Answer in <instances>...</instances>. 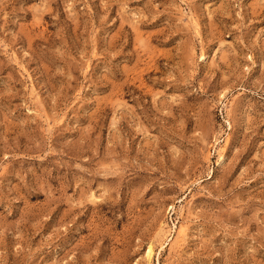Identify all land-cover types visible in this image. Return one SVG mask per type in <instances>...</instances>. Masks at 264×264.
Returning a JSON list of instances; mask_svg holds the SVG:
<instances>
[{
	"label": "rangeland",
	"instance_id": "rangeland-1",
	"mask_svg": "<svg viewBox=\"0 0 264 264\" xmlns=\"http://www.w3.org/2000/svg\"><path fill=\"white\" fill-rule=\"evenodd\" d=\"M0 264H264V0H0Z\"/></svg>",
	"mask_w": 264,
	"mask_h": 264
},
{
	"label": "bare ground",
	"instance_id": "bare-ground-1",
	"mask_svg": "<svg viewBox=\"0 0 264 264\" xmlns=\"http://www.w3.org/2000/svg\"><path fill=\"white\" fill-rule=\"evenodd\" d=\"M147 253H148V255H147L148 260L151 261V260H152V257H153V249L150 248L149 251H148Z\"/></svg>",
	"mask_w": 264,
	"mask_h": 264
}]
</instances>
